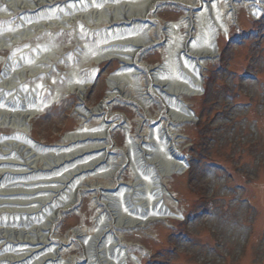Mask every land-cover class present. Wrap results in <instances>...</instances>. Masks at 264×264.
Returning a JSON list of instances; mask_svg holds the SVG:
<instances>
[{
	"label": "bare ground",
	"instance_id": "obj_1",
	"mask_svg": "<svg viewBox=\"0 0 264 264\" xmlns=\"http://www.w3.org/2000/svg\"><path fill=\"white\" fill-rule=\"evenodd\" d=\"M258 2L0 0V129L10 130L0 136V245L9 250L0 253V264L137 262L119 239L124 228L147 229L172 214L169 204L178 206L166 183L185 169L180 130L196 118L182 97L200 94L201 67L219 56L221 33L229 32L241 8L258 15ZM168 4L186 8L181 21L161 22L159 12ZM74 43L75 53L66 56ZM154 46L163 61L145 63L144 51ZM105 57L129 70L108 78L107 92L94 108H77L80 127L53 148L24 139L27 124L46 110L52 95L41 82L32 88L30 82H46L50 75L56 83L52 100L74 94L80 104L95 74L90 63ZM80 71L92 78L79 77ZM117 101L137 113L135 127L113 113ZM118 130L127 136L123 146L112 139ZM84 192L96 208L91 227L59 238L57 223ZM7 213L24 216V222L1 224ZM74 249L81 254L64 255Z\"/></svg>",
	"mask_w": 264,
	"mask_h": 264
},
{
	"label": "rangeland",
	"instance_id": "obj_2",
	"mask_svg": "<svg viewBox=\"0 0 264 264\" xmlns=\"http://www.w3.org/2000/svg\"><path fill=\"white\" fill-rule=\"evenodd\" d=\"M180 14L183 13L177 10L159 12L161 20L175 23L181 21ZM237 17L246 31L242 32L235 22L228 33H221L215 47L219 56L201 67V94L182 97L196 114L195 121L183 124L180 130L182 153L189 161V168L182 175L168 178L166 184L179 201L177 210L172 204L168 208L172 214H179V218L181 214L183 219L166 218L163 222H152L147 229L124 228V236L120 235L119 239L129 244V252L138 258L131 264H264V82L257 79L264 81V21L253 22L242 8ZM252 25L259 31L258 35L249 34V39L244 38V32L253 28ZM236 39H242V44L238 45ZM76 45L71 52L69 46L66 56L75 53ZM161 58L158 53L149 54L145 62L153 64ZM117 65L116 61L108 67L99 65L101 74L95 85L86 89L84 102L80 104L73 94L65 100H52L56 89L51 77L52 87L44 90L54 93L48 109L27 124V131L40 143L35 145L52 148L66 133L78 129L81 119L77 108L89 110L101 101L108 89V78ZM3 68L0 65V74ZM38 85L40 80L30 82L31 88ZM117 103L113 113L135 127L137 113L127 104ZM154 103L153 115L159 107ZM89 121L95 124L93 118ZM9 133L10 130L0 129V136ZM116 133L113 141L123 146L127 136L122 130ZM27 136L24 134L23 138L32 142ZM90 195L87 193L82 202L78 199L71 213L59 220L57 228H62L59 238L66 237L73 229L91 227L96 209ZM240 197H251L260 204L263 217L259 218L258 225L253 222L256 212L248 208L246 201L245 204L238 202ZM9 210L14 211L11 207ZM23 217L18 219L19 214L7 213L1 224H22ZM80 242L84 244V240ZM7 246L0 245L1 254L9 251ZM68 247L76 248L74 244ZM80 254V250L74 249L73 253L64 255Z\"/></svg>",
	"mask_w": 264,
	"mask_h": 264
}]
</instances>
